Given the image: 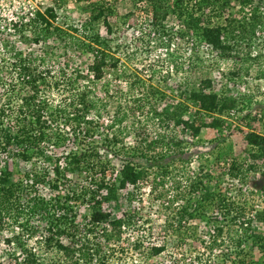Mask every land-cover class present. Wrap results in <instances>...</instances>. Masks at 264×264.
Masks as SVG:
<instances>
[{
  "label": "rangeland",
  "instance_id": "374dc122",
  "mask_svg": "<svg viewBox=\"0 0 264 264\" xmlns=\"http://www.w3.org/2000/svg\"><path fill=\"white\" fill-rule=\"evenodd\" d=\"M254 1L253 5L260 3V13L264 14V0ZM222 3L218 0L214 7L206 5L196 14L205 18L208 14L216 15L222 11L212 19L223 25L234 22L236 27L240 21V5L234 1L223 6ZM95 4H103L111 10L104 12L110 31H107L103 18L85 29L87 35L97 34L107 43L104 48L110 56L100 79H94L88 71L87 66L95 54L84 40L95 49L102 47L83 32L70 28L81 29L88 17L95 13L92 8ZM47 6L52 7L56 15L53 25L62 31L46 37L38 36L35 41L30 21L35 9L43 10ZM170 7V10L174 9ZM249 8L251 6H246L243 11H249ZM146 9L149 7L145 2L134 4L133 0H0V101L10 102L7 126H15L13 113L18 109L20 97L31 91L22 82L27 77H20L16 65L18 59L15 56L26 52L34 67L47 69L45 76L49 85L44 84L39 95L54 109L69 107L65 113L74 111L80 106L78 95L84 92L87 99L96 101L89 116L98 119L103 129L114 119L122 118L121 125L131 131L123 137L125 146L136 145L133 130L137 126L139 133L147 132L149 139L160 129L168 138L174 136L181 141L179 146L170 147L162 159H157V163L169 165L170 172L166 176L162 173L159 176L157 169L135 187L127 186L120 190L114 201L90 202L87 194V199L80 195L79 201L69 202V211H63L69 218L75 214V221L67 224L69 227L65 226L69 234L53 235L51 246L44 243L45 237L51 234L46 231L42 216L24 215L17 220L4 218L0 226V264H28L24 260V249L34 253L38 264L70 263L78 257L79 251L75 249L81 248L84 241L82 231L86 230L83 223L93 219L92 214L98 211L97 208L107 216L93 224L94 233L88 237L86 248L95 253L93 263H100L99 259H102L106 263L118 264H241V260L244 264H264V243L247 236L255 233L264 237V223L253 220L255 212L264 209V156L251 158V153H261L248 142L249 134L264 135V16L254 28V34L249 33V27L244 31L240 27L235 28L234 34L231 32L234 35L230 42L234 44L232 54L223 57L209 45L191 41L188 36L180 37L177 30L180 21L175 12H170L165 21L169 26L168 34L158 36L152 29L150 13ZM191 9L193 5L189 3L187 11ZM239 17L243 19L242 14ZM26 59L28 61L29 58ZM206 78L213 80L212 91L218 96L235 99L237 108L220 114L231 128H225L220 134L215 129L202 128L200 135L193 137L191 133L173 127L172 123L168 129L157 127L153 112L156 109L160 111L167 103L174 108L176 102H185L187 92L200 89L202 80ZM74 99V103H70ZM187 103L194 109V105ZM246 114L248 116L244 117ZM56 121L60 128L65 127L62 120ZM94 139L97 141L95 145L101 146L100 137L95 136ZM66 148V145L60 147L59 153ZM158 151L156 148L149 153ZM34 159L30 163L19 159L13 163L10 159L8 168L21 173L26 169L35 170V165L41 172L43 167L46 171L51 169V163L43 162L42 157L39 164L37 160L33 162ZM111 161L117 168L119 161L115 158ZM139 161L147 166L151 163ZM250 165L253 167L249 168ZM231 167H235L234 175L229 173ZM76 173L68 174L71 181L63 180L66 186H89L81 178L85 173L80 175L79 172L80 176ZM197 178L216 193V201L201 217H189L180 211L186 205L189 210L193 207L190 199H195V195L191 189ZM27 195L31 197L33 194ZM37 195L49 199L54 190L45 182L38 185ZM226 209H230L227 218L224 215ZM239 209L244 211V217L231 222L230 217L236 216ZM129 214H132L131 220L121 225V230L107 222ZM248 220H251L250 229H244ZM214 222L223 225L224 238L232 235L242 237V252L238 253L240 248L235 249L226 239L213 250L208 248V242L215 233ZM56 239L70 250L68 254L57 247ZM135 243H140L139 249ZM152 244H164V250L158 256L146 257L147 247ZM79 264H83L82 260Z\"/></svg>",
  "mask_w": 264,
  "mask_h": 264
},
{
  "label": "trees",
  "instance_id": "16d2710c",
  "mask_svg": "<svg viewBox=\"0 0 264 264\" xmlns=\"http://www.w3.org/2000/svg\"><path fill=\"white\" fill-rule=\"evenodd\" d=\"M134 4L140 2H145L150 13V23L155 34L158 36H164L168 34V25L165 21L168 18L170 12H175L177 19H179L178 34L180 37L188 36L191 41L198 42L202 45H209L216 49L221 56L230 57L233 51L234 44L230 43L234 40V30L237 27L244 31L245 27H249V33L254 34V28L256 25L260 24L261 17L264 14L260 13V3H253L254 0H222V6L228 4V2H237L241 9L238 11V15L242 14L240 21L235 27V23H228L223 25L219 21H215L216 15L219 16L222 11L218 13L207 15L203 18V15L196 14V12L202 11L203 7L206 5L215 6V2L218 0H133ZM191 3L193 9L187 11V6ZM170 6L174 9L170 10ZM251 6L249 11H243L244 7ZM93 15L89 16L87 22L83 24V27H70L75 32H83L86 37H88L94 43L100 45L102 48H94L90 46V42L84 44L89 46L95 54L94 60L88 67V71L93 75L94 79H100L102 77L103 68L108 65L107 58L110 56L106 51L104 46L107 43L103 41L99 35L89 36L85 33V29L88 25L93 23L100 18H103V23L107 27V31H110V26L106 16L104 15L105 10L111 12L109 7L103 4H95L92 7ZM214 11V10H213ZM56 19V15L52 7L47 6L43 10L41 8L35 9L33 13V18L30 21L31 32L33 33V38L36 41L38 36L46 37L47 35L62 31L57 25H53V21ZM247 19V20H246ZM248 22V23H247ZM179 26H181L179 28ZM229 34H228V33ZM228 34V35H227ZM83 44V41H81ZM28 53L19 52L15 56L18 59V70L20 72V77H27L23 79L22 82L28 85L30 92L26 95L20 97V103H18V109L13 113L15 116V126H7V119L10 116L11 108L8 110L9 100L0 101V226L2 225L4 218L8 217L10 220H17L20 216H42L46 224V231L49 232L50 237H45L44 243L51 246V241L53 235H65L69 234L65 226L74 223V215L70 218L63 210L69 211L71 201L77 202L81 199L80 195L85 196V198H90L89 201H96L99 204L109 202L111 200H117L119 191L126 189L127 186L135 187L140 180H142L146 175L152 174L157 170L160 176H166L169 172L168 164H159L157 159H162L168 153L170 147L179 146L181 141L175 139L174 136L168 138L165 132H160L154 135L152 138L147 137V132L143 131L139 133L140 128L137 126L135 131L136 145L132 147L125 146L123 137L128 135L131 131L126 126H122V118L114 119L108 126L103 129L98 124V119L89 116V112L95 108L96 101L92 98L87 99L84 92H82L79 97L78 102L80 106L75 108L74 111L65 113V109H54L52 104L45 101V98L40 97V91L43 85H49L46 80L47 69H37L32 65L31 58L27 56ZM27 58L28 61H27ZM255 59V58H254ZM114 65V64H113ZM213 80L206 78L202 80L201 87L197 91H189L188 95L185 97L187 100L184 102H176L174 108L169 103L165 104L160 111L157 109L153 112L154 118L158 121L157 127L163 129H168L169 124L172 123L173 127L180 128L181 132H189L191 136L198 137L202 128L215 129L217 132L222 133L225 128H231L230 123L226 121L225 118L220 117V114L226 113L231 109L237 108L235 99L226 96H218L213 89ZM185 93V92H184ZM160 96H164L160 93ZM180 96H183L180 93ZM1 99V96H0ZM76 99L70 101L74 103ZM194 105V109H191L188 105ZM70 103L67 106H70ZM69 108V107H68ZM67 108V109H68ZM66 109V110H67ZM60 110V111H59ZM97 114L98 111H97ZM218 114V115H215ZM248 114L244 115L247 117ZM57 119L64 122L65 127H59ZM13 120V118H12ZM70 124L71 127H69ZM118 125L115 127V125ZM108 128L110 130H108ZM65 131H64V130ZM67 130V131H66ZM106 130V132L104 131ZM149 135V133H148ZM95 136L100 137L101 146L95 145L97 143ZM168 138V139H167ZM248 142L251 146L257 147L261 154L256 155L251 153V158H256L261 155L264 156V135L252 133L248 135ZM66 145V150L59 153V149ZM156 148H159L157 153L153 152ZM108 153L110 155H108ZM129 155V156H128ZM218 156V155H217ZM39 162L51 163V169L46 171L43 167V172L36 168L35 170L26 169L24 171L18 172L14 171V168H8V161L14 163V160H21L24 163H30L32 158ZM42 157V161H40ZM111 158H115L119 161L117 168L111 161ZM119 158V159H118ZM139 160L150 161V166L143 165ZM157 163V164H156ZM208 165V164H207ZM43 166V164H42ZM203 165H201L202 167ZM153 167V168H152ZM208 167H210L208 165ZM253 166H249L252 168ZM41 168V167H39ZM149 170H151L149 172ZM235 167L229 169V173L234 175ZM78 173H76V172ZM80 175L82 172L85 174L83 180L89 184L83 185L80 188H72L66 186V181L68 174ZM15 173L17 175H15ZM108 173L111 176H108ZM114 174V175H112ZM79 175V176H80ZM157 175V174H155ZM162 176V175H161ZM80 178V179H81ZM63 180H66L63 182ZM71 181V180H69ZM47 182L52 190H54V195L49 199L37 195L38 185ZM157 184L158 182L155 181ZM193 188L191 193L195 195V199L191 197L190 200L193 207L185 208L180 211V214L187 215L189 217H201L204 211L209 207L212 202L216 201V193L208 188V185H204L201 178H197L192 182ZM31 192V193H30ZM214 192V193H213ZM32 195L28 197V195ZM218 195V193H217ZM25 197V198H24ZM28 197V198H27ZM224 197V195H223ZM87 199V198H86ZM88 201V202H89ZM223 206H226L224 204ZM236 208V207H235ZM98 211L93 212L92 218L87 221H83L84 229L82 231V237L84 241L81 244V248L75 249L79 252L78 257H75L70 263L65 264H79V260H82L83 264H118V263H106L99 259L100 263H93L92 258L94 257V252L88 251L86 245L89 242V236L93 232V224L106 219L107 214L103 215ZM230 209H226L224 213L225 217L229 214ZM236 216L230 217L231 222H235L240 218L244 217V211L239 209L235 213ZM130 215H126L123 218H113L110 219L109 223L111 225L121 228V225L128 224L131 220ZM227 218V217H226ZM253 220L257 223H264V209L255 212ZM213 222V221H212ZM216 222H218L216 220ZM241 223V221H239ZM248 224L244 229H250L249 223L251 220L247 221ZM68 224V225H67ZM90 225V226H89ZM93 225V226H92ZM215 233L212 239L208 242V248L213 250L215 246L224 243V240L230 242L231 246L235 249L240 248L242 243V237L239 235H232L231 237H223V225L213 224ZM69 227V226H68ZM121 230V229H120ZM248 238L252 240L256 237L255 241L260 240L264 243V237L260 234L259 236L255 233H249ZM248 238H246L248 240ZM245 239V238H244ZM220 242V243H217ZM57 247L59 249L66 250L68 254L70 250L58 241ZM135 246H141L140 243H135ZM164 244H152L147 247L146 257L158 256L163 250ZM137 249V248H136ZM68 250V251H67ZM96 252V251H95ZM242 252V247L239 249L238 253ZM236 253V254H238ZM24 260L28 264H38L37 258L34 253L27 252L24 249ZM244 264L243 260L239 261ZM21 264V263H20ZM122 264V263H119ZM131 264H139L137 262ZM167 264V263H162Z\"/></svg>",
  "mask_w": 264,
  "mask_h": 264
}]
</instances>
